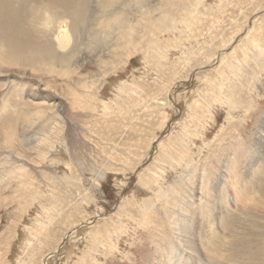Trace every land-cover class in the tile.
<instances>
[{
	"label": "rangeland",
	"instance_id": "1",
	"mask_svg": "<svg viewBox=\"0 0 264 264\" xmlns=\"http://www.w3.org/2000/svg\"><path fill=\"white\" fill-rule=\"evenodd\" d=\"M49 1L0 55V264H264V0Z\"/></svg>",
	"mask_w": 264,
	"mask_h": 264
},
{
	"label": "bare ground",
	"instance_id": "2",
	"mask_svg": "<svg viewBox=\"0 0 264 264\" xmlns=\"http://www.w3.org/2000/svg\"><path fill=\"white\" fill-rule=\"evenodd\" d=\"M72 1V0H71ZM79 1V0H78ZM63 2V0H62ZM46 3L45 6H43L44 8H47V0H0V45L2 47V50L0 48V55L2 58L6 59V64L9 66L12 64V62L18 58V57H22V59L24 60L26 57L28 59V57H35L36 55H38L36 53V50H40L34 47V45H31L32 43L30 42L29 39V33L28 32H24L22 29V25L24 23H27L30 26H35L37 23V18L35 15H32V13H34L36 10L39 9V5ZM88 3L89 0H81V3L76 2V3H61V0L58 4H54L53 1H49L48 3V8H50L51 10H53L54 14L56 16H60V13H56L55 9L60 8V9H64L66 7H68L70 5L71 8L75 9V10H82L84 13L80 16L78 23L74 24V26H78L80 25L82 22H85L84 20V14L87 11V7H88ZM42 7V8H43ZM69 7V8H70ZM41 9V8H40ZM76 12V11H75ZM62 13V12H61ZM11 26L12 30H8L7 28ZM15 27V28H14ZM69 42V41H66ZM43 43V42H42ZM41 43V45H42ZM35 44V42H34ZM67 44V43H65ZM37 45V44H36ZM39 46V45H38ZM41 47V46H40ZM39 48V47H38ZM64 48V47H63ZM68 49V48H67ZM65 50V49H64ZM46 50L41 49L40 51V56H45L46 54ZM43 54V55H42ZM50 54V53H49ZM19 55V56H18ZM49 57V56H48ZM34 59H37L36 57ZM48 58H44V59H38V60H42L45 61ZM30 60V58L28 59ZM53 61V60H52ZM23 62V61H22ZM29 62V61H27ZM33 63V61H32ZM39 63V62H38ZM14 65V64H13ZM20 65V64H19ZM213 66V65H212ZM34 67V65H33ZM32 67V68H33ZM36 67V66H35ZM34 69V68H33ZM2 71V70H1ZM8 81V80H7ZM141 165V164H140ZM238 178V177H237ZM236 178V179H237ZM234 182V181H233ZM231 184V183H230ZM225 185H228L225 184ZM233 185V184H232ZM230 186V185H229ZM237 186V185H236ZM238 188V187H237ZM264 188V187H262ZM233 189V186L232 188ZM253 192V190H252ZM236 193V191H235ZM238 196L239 194L236 193ZM248 195V194H247ZM238 198V197H236ZM248 199V198H247ZM241 200V199H240ZM226 201V200H225ZM236 201V199H235ZM250 201V200H249ZM240 202V201H239ZM241 203V202H240ZM225 204V202H224ZM227 205V204H226ZM229 206V203L228 205ZM207 208V207H206ZM256 208V207H255ZM204 209V208H203ZM257 210H259L258 208H256ZM225 210V209H223ZM222 210V211H223ZM210 211V210H208ZM229 211V210H228ZM244 211V210H243ZM203 213V212H202ZM205 214V213H204ZM223 215V214H222ZM206 216V215H205ZM188 216L186 215L185 218H187ZM207 217V216H206ZM198 218V217H197ZM203 218V217H202ZM208 219V217L206 218ZM220 219V218H219ZM230 220V219H229ZM185 223H188V219H184L183 220ZM210 221V220H209ZM202 222V221H201ZM224 222V221H223ZM235 223V222H233ZM230 224V223H229ZM229 226V225H228ZM226 226V227H228ZM235 226V224H234ZM221 227V226H220ZM236 227V226H235ZM239 227V226H238ZM218 229V228H217ZM221 229V228H220ZM227 229V228H226ZM225 230V229H224ZM203 231V230H202ZM201 232V231H200ZM258 235H260V237L256 238V241L258 242V244L264 243V235H262L260 232L258 233ZM250 238V237H249ZM220 239V238H219ZM214 240V239H213ZM246 241H247V236L243 238L241 245L242 246H246ZM252 241V240H251ZM250 241L247 242V244ZM170 243V242H168ZM250 244V243H249ZM263 245V244H262ZM219 247L224 248L225 243L223 241V239L221 238L219 240V244L218 245H214L212 242L209 243V249L212 250L214 247ZM257 246V244H256ZM253 247V246H251ZM263 247V246H262ZM192 251V250H191ZM190 253V252H189ZM52 255V254H51ZM223 258V257H220ZM174 261L173 257L170 258V262ZM186 261V260H185ZM220 262H222L223 260L219 259ZM170 264V263H168ZM181 264V263H179ZM197 264V261L194 263Z\"/></svg>",
	"mask_w": 264,
	"mask_h": 264
}]
</instances>
